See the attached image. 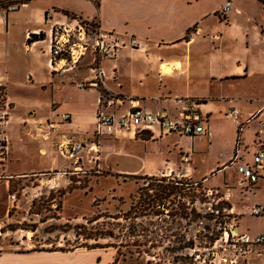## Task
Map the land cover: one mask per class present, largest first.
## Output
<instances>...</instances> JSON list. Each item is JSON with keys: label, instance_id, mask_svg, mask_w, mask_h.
Wrapping results in <instances>:
<instances>
[{"label": "crops", "instance_id": "0c3cea01", "mask_svg": "<svg viewBox=\"0 0 264 264\" xmlns=\"http://www.w3.org/2000/svg\"><path fill=\"white\" fill-rule=\"evenodd\" d=\"M226 1L29 0L20 10L0 11V57L5 58L4 63L9 64L10 59L6 58L9 45L17 35L21 36V49L32 54L33 60L25 61L26 65L19 68L0 69V84L6 86L7 92L14 88L34 91L49 87L58 93L74 86L90 99L66 105L64 98L56 97L61 95L51 96L47 101L49 108L69 112L73 119L52 129L48 139L45 137L48 134H41L44 136L41 140L58 141L61 133L70 128L76 131L78 127L91 134L98 110V89L81 88L77 84L94 77L90 67L96 55L89 51L81 60L68 65L66 58L59 56L51 62L50 39L57 25L67 30L76 26L84 28L75 17L96 23L103 33L120 35L126 45L116 57H96L105 71L107 88L124 98L140 100V105L150 111L168 109L175 115L182 104L178 99L197 100L207 133L191 138L172 133L153 137L146 132L135 138H103L99 148H113L112 156H119L126 153L120 142L125 139L140 142L145 154L152 152L153 156L141 168H122L114 161L118 172L137 174L146 169L153 175L178 172L182 166L185 176H193L225 193L233 205L240 233H262L264 214L252 215L250 210L253 205H264V171L253 182L243 179L237 164L230 161L238 151L242 160L252 162L254 154L264 146V133L259 132L260 122L264 121V4L261 0H231L227 18L213 21L212 17L218 15ZM32 33L44 36L30 37ZM130 36L140 41L138 47H131ZM8 96L16 103L17 96ZM24 101L29 106L43 102L27 97ZM127 106L125 101L112 109L123 112ZM233 107L240 110V119L244 122L254 116L241 133L227 114ZM46 116L41 115L37 122L44 121ZM69 136L73 137L74 133L70 132ZM174 136L171 145L166 144L167 149H162V141L170 142ZM40 152L51 153L48 168L59 166L61 159L57 155L44 148ZM186 152H191V162L183 164L181 156ZM246 215L252 216L255 224H242ZM260 249L262 252L250 255L248 264H264V247ZM0 264L100 263L81 252L5 250L0 251Z\"/></svg>", "mask_w": 264, "mask_h": 264}, {"label": "rangeland", "instance_id": "374dc122", "mask_svg": "<svg viewBox=\"0 0 264 264\" xmlns=\"http://www.w3.org/2000/svg\"><path fill=\"white\" fill-rule=\"evenodd\" d=\"M12 4L17 3L0 5V11L20 10L21 2L16 10L9 9ZM227 14L221 17L219 11L212 20L223 21ZM75 19L84 26L86 34L76 26L65 35L64 27L57 25L50 39L51 62L59 56L66 58L67 65L73 63L68 52L53 53L59 33L65 38L70 36V42L80 43L88 38L81 57L89 51L96 57L99 55L92 48L97 24ZM20 39L17 35L9 45L8 65L0 57L1 70L33 61L32 54L21 49ZM96 57L90 68L96 65ZM9 94L17 96L16 103L8 98ZM51 96L64 98L66 105L90 99L74 86L58 93L49 87L34 91L14 88L7 92L6 86L0 84V251L81 252L100 264H248L253 253L241 255L236 251L231 234L226 240V232H237L238 225L225 193L193 176H185L181 166L178 172L153 175L146 169L137 174L118 172L114 161L122 168H141L154 153L146 155L142 144L133 139L120 142L128 154L112 156L113 148H99L103 138H118L96 135L97 113L91 134L78 127L76 131L70 128L71 131L61 133L58 141L41 140L44 137L41 134H48L45 136L48 139L52 129L73 119L69 112L49 108L47 101ZM26 97L43 102L29 106L24 101ZM64 113L68 120L63 121ZM41 115L47 116L37 122ZM175 137L170 142L162 141V149L166 150V144L171 145ZM78 142L85 143V148L71 156L68 147ZM42 148L61 159L58 167L48 168L51 153L42 154ZM12 193L16 194L14 200L10 199ZM255 221L246 215L242 224ZM205 253H209L206 263L199 256Z\"/></svg>", "mask_w": 264, "mask_h": 264}, {"label": "built area", "instance_id": "2783aa9c", "mask_svg": "<svg viewBox=\"0 0 264 264\" xmlns=\"http://www.w3.org/2000/svg\"><path fill=\"white\" fill-rule=\"evenodd\" d=\"M23 5L24 3H21V6ZM18 6L19 3L12 4L11 6H9V9L16 10ZM231 8V1H226L222 11H220L221 17H225L226 14L231 10ZM69 30L65 29V35H69ZM84 33L86 34L85 30ZM58 35L59 36H56V40L53 43V53L55 55H60L68 52L70 54L72 62H78L81 56L86 52L88 38H85V41H80V43H77L70 42V36H66L65 38L62 33H59ZM80 39L83 40L82 37ZM93 39V50L96 51L100 56L106 58L116 57L119 49L126 45L120 35L111 32L103 33L100 29L96 31ZM129 44L133 48H135L140 45V41L136 37L132 36ZM76 45H78V47H75ZM96 61V65L91 68L94 72L93 79H87L83 82L78 83L77 85L81 88L98 89L99 109L97 112L98 115L96 119L95 129L96 135L98 137L108 136L113 138H135L143 136L146 132H150L153 137H161L172 133L179 136H189L191 138H196L207 133V127L204 123L205 119L198 111L200 109L199 101L193 99H178V102L182 104H180L179 113L177 115L173 114L168 109L150 111L140 105V100L132 97L127 99L109 90L105 83V71L103 67L100 66L97 59ZM125 101H128V106L123 112H116L115 110L111 111L114 105L124 104ZM227 114L237 123L239 133H241L246 122H249L254 118V116H251L247 119L246 122L242 121L240 119V110L236 107H233L230 111L227 112ZM62 117L64 118L63 121H65L68 120L69 116L67 115V113H64L62 114ZM260 123L261 128L259 132L264 133V121L262 120ZM93 144L96 143L94 142ZM240 144L241 141L239 138L237 142V147L239 149ZM83 148H85V143L83 144L81 142H78L72 145V147H68V151L70 152V155L73 156ZM91 148H93V146H91ZM181 162L183 164L190 163L191 152L183 153L181 156ZM230 163L237 164V170L239 171V173H241L243 179H248L255 182L258 180L260 173L264 171V146L260 147L257 153L254 154L252 162L242 160L240 154L237 151V153L231 159ZM181 171H183L182 166ZM15 198V193L10 194V199L14 200ZM250 213L252 215H263L264 205H253L251 207ZM166 214L167 216H169L168 213ZM230 234L234 237V249L241 255L255 253L257 251H259V253L262 252L260 251V248L264 247V232L256 235H251L249 233H240L239 231L234 232L230 230V233L226 232L227 241L229 240ZM199 256H202L205 263L209 260V253H205L203 255L199 254Z\"/></svg>", "mask_w": 264, "mask_h": 264}, {"label": "trees", "instance_id": "16d2710c", "mask_svg": "<svg viewBox=\"0 0 264 264\" xmlns=\"http://www.w3.org/2000/svg\"><path fill=\"white\" fill-rule=\"evenodd\" d=\"M20 2L21 3H25V2L28 3L29 0H26V1H22V0H2V1H0V5L2 7H7L11 3H19L20 4ZM261 2L264 4V0H261ZM172 191H174V189H172L170 192H172Z\"/></svg>", "mask_w": 264, "mask_h": 264}, {"label": "bare ground", "instance_id": "6f19581e", "mask_svg": "<svg viewBox=\"0 0 264 264\" xmlns=\"http://www.w3.org/2000/svg\"><path fill=\"white\" fill-rule=\"evenodd\" d=\"M234 230V229H233ZM234 232H236L235 230H234Z\"/></svg>", "mask_w": 264, "mask_h": 264}]
</instances>
